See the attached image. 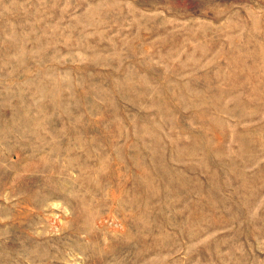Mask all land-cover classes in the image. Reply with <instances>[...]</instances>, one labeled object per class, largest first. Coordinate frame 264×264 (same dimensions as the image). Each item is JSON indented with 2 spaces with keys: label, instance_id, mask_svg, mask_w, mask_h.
Instances as JSON below:
<instances>
[{
  "label": "rangeland",
  "instance_id": "374dc122",
  "mask_svg": "<svg viewBox=\"0 0 264 264\" xmlns=\"http://www.w3.org/2000/svg\"><path fill=\"white\" fill-rule=\"evenodd\" d=\"M0 264H264V0H0Z\"/></svg>",
  "mask_w": 264,
  "mask_h": 264
}]
</instances>
